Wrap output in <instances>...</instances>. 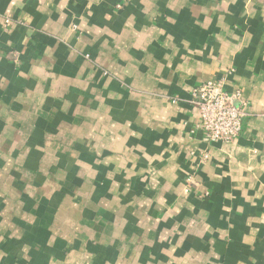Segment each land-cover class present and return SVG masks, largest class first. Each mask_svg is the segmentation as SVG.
<instances>
[{"label": "crops", "instance_id": "0c3cea01", "mask_svg": "<svg viewBox=\"0 0 264 264\" xmlns=\"http://www.w3.org/2000/svg\"><path fill=\"white\" fill-rule=\"evenodd\" d=\"M0 264H264V0H0Z\"/></svg>", "mask_w": 264, "mask_h": 264}, {"label": "built area", "instance_id": "2783aa9c", "mask_svg": "<svg viewBox=\"0 0 264 264\" xmlns=\"http://www.w3.org/2000/svg\"><path fill=\"white\" fill-rule=\"evenodd\" d=\"M191 103L199 114L197 127L209 143H229L241 136L247 116L241 92L229 94L223 81H208L193 91Z\"/></svg>", "mask_w": 264, "mask_h": 264}]
</instances>
